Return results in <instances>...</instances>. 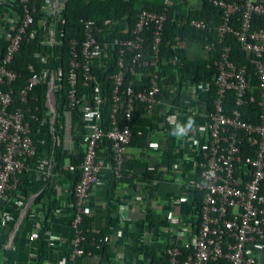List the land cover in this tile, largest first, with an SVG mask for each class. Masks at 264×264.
Segmentation results:
<instances>
[{
    "label": "built area",
    "instance_id": "obj_1",
    "mask_svg": "<svg viewBox=\"0 0 264 264\" xmlns=\"http://www.w3.org/2000/svg\"><path fill=\"white\" fill-rule=\"evenodd\" d=\"M68 1L0 0V200L9 192L24 190L22 180L33 167L42 176V190H47L49 180L58 177V174L54 169L55 159L49 155L44 139L50 132L56 142L55 123L59 121L62 123L64 149L73 150V113L78 109L81 115L77 136L80 147L84 149V158L80 164V179L71 181L75 201L69 205L72 211L70 258L75 261L93 253L86 254L82 247L89 232L82 225L84 216L89 214L91 192L101 185L104 170L111 169L115 180L122 176V167L133 137L136 103L144 105V116L149 120L156 117L160 108L165 107L160 69L162 64L176 61V57L162 52L165 25L169 19L166 11L158 13L143 10L138 14L134 26H129L126 19L107 20L103 25L86 20L83 22L82 34L66 44L71 61L66 76L67 84L64 83V12ZM209 2L223 11L221 24L214 28L219 44L224 42L229 33H233L242 51L253 57L251 62L259 81L260 120L254 124L242 119L240 108L246 103V92L249 90L247 67L237 66L232 61L229 47H223L219 59L214 61L217 90L212 110L207 108L209 85L186 80L182 85L178 83L169 87L173 97L181 93L183 112L189 117L201 116L205 127L194 156L197 169L191 177H175L180 192L171 203L180 233L189 236L185 240L174 236L171 242L165 241L159 257L161 260L156 264H264V26L253 28L255 16L264 19V0ZM164 4L180 7L177 40L182 30H208L205 21L188 17L190 8L184 0H164ZM235 14L240 15L237 30L231 26ZM147 29L152 30L153 36L148 57L144 39ZM118 33L127 37L118 36ZM33 41H37L41 49L34 53V57L41 61V71L38 72L30 64L31 77L19 96L22 103H26L30 93L42 86L45 108L43 120L49 122L50 126L49 131L44 126L45 129L36 135H33L31 124L26 120L30 109L14 106V83L19 75L11 69L23 42ZM202 49L206 55H210L216 49V44L206 43ZM126 58L130 61L127 72ZM113 64L118 69L109 74L107 79L113 81V127L107 131L103 126V106L108 95L101 87L100 77ZM151 67L154 70L150 72L144 87L136 89L133 81L126 85V73L138 76L140 70ZM81 78L83 83L80 91ZM65 90L66 99L63 96ZM228 92H234L236 97V108L230 113L225 110ZM199 95L205 105L203 113L198 112L196 105ZM121 110L124 114L122 124L117 119ZM146 127L150 128L149 125ZM152 133L153 130H150V135ZM138 134L142 135V132L138 131ZM105 140L111 146V155L108 153V156L104 154L108 152L103 146ZM245 143L248 144V150L243 149ZM148 147L157 149L159 144L149 141ZM44 153L49 159L41 162ZM109 157H112L113 164ZM64 168L75 170L69 163ZM197 192L202 193L199 208L195 198ZM144 198V194L135 197L138 209L132 225L137 230L141 229L142 215H149V209L142 205ZM186 201L193 206L192 213L184 211L182 204ZM31 218L34 229L26 233V239L37 245L44 225L34 216ZM120 223L122 228L123 224ZM19 227L20 222L1 242L8 264H22L13 255ZM90 230L94 235L100 234L93 227ZM45 234L53 241L49 230ZM110 239V235L100 238L97 249L100 250L101 244H107ZM33 261L34 258H31L25 263L31 264Z\"/></svg>",
    "mask_w": 264,
    "mask_h": 264
},
{
    "label": "crops",
    "instance_id": "obj_2",
    "mask_svg": "<svg viewBox=\"0 0 264 264\" xmlns=\"http://www.w3.org/2000/svg\"><path fill=\"white\" fill-rule=\"evenodd\" d=\"M187 4L190 9H196L202 6V1L188 0ZM186 48L192 59H205V52L199 43L191 41ZM196 100L198 112L203 113L205 105L201 96H197ZM165 103V107L157 111V125L149 137V141L158 143L159 148L146 145L145 148L130 146L127 150V157L144 164L136 167L132 175H144L145 165L151 175L147 173L148 178H139L136 186H132L112 179V170L106 169L101 174V185L91 192L88 203L91 227L106 231L111 236L104 251L96 250L91 256L71 260L72 211L69 205L72 182L66 174H61L52 177L44 191L42 176L33 167L22 180L24 190L9 192L0 200V264H8V257L1 249L2 239L10 235L19 222L14 258L22 263L35 259L39 245L26 239V233L34 229L33 221L29 219L32 216L41 220L43 225L47 220L48 230L52 233L53 241L46 234L43 238L47 252L44 264H153L160 257L165 241L171 242L174 236L180 240L187 239L189 235L186 237L178 229L177 215L172 212L171 203L180 192L175 177H191L197 169L194 156L205 122L199 115L189 117L183 112L178 93ZM190 122L192 127L187 128ZM177 125L186 128V133L180 134ZM42 157L41 162L49 159L47 153ZM139 194L145 195L142 205L149 209V215H142L143 223L137 230L132 223L138 209L135 197ZM182 207L189 213L194 211L188 201Z\"/></svg>",
    "mask_w": 264,
    "mask_h": 264
},
{
    "label": "trees",
    "instance_id": "obj_3",
    "mask_svg": "<svg viewBox=\"0 0 264 264\" xmlns=\"http://www.w3.org/2000/svg\"><path fill=\"white\" fill-rule=\"evenodd\" d=\"M186 3L188 0H184ZM202 6L196 9H190L188 17L195 18L198 20H203L208 26V30L200 31L196 29H189L188 31L182 30L179 35V39H176V31L178 25V19L180 17V7H168L164 4V0H69L66 3L65 8V46L66 49L63 53V68L65 80L64 83L67 84V71L69 70L71 57L68 54V46L66 45L70 39L77 37L82 34L83 22L86 20H93L103 25L105 21H122L126 19L129 26H134L138 19V14L143 10L151 12H164L166 11L169 19L165 25V31L163 36V54L176 57V61L169 62V64H162L160 69L161 76V89L163 91L165 100L173 99V95L169 92V87L175 86L178 83L184 84L186 80H190L194 83H201L209 85V91L207 96V108L208 110L213 109V103L216 99V84H215V75L217 73V68L214 65V61L218 60L221 55V50L223 47H229L230 57L232 61L237 66H246L247 73L246 79L249 84V90L246 92V103L240 108L242 112V119L249 123H258L260 120L261 109L259 106V90L258 85L259 81L256 76L254 65L251 60L253 57H249L245 52L242 51L240 44L238 43L235 35L229 33L224 42L219 44L217 33L214 31V28L219 26L222 22L223 11L215 7L209 0H201ZM239 14H235L232 20V28L234 30L239 29ZM263 18L255 16L253 19V28H260L264 26ZM211 30V31H210ZM118 36L127 37L125 34L118 33ZM152 30L147 29L144 33L145 47L147 57L152 47ZM194 41L201 45V47L206 43H215L216 49L210 53V55L205 54V59H192L186 48L189 42ZM38 50H41L38 46L37 41L30 43L23 42L22 47L19 53L16 55L11 69L18 73V78L14 83V106L22 107L24 109H30L26 115V120L30 122L33 135H36L40 132L41 129L47 128L49 131V122H44L45 108L44 100L41 95L42 86H38L32 91L28 97L26 103H22L19 92L28 84V80L31 77L29 71L30 64H33L37 71H41V61L34 57V53ZM115 57V54H113ZM116 62V57L114 58ZM130 66V61L128 58L125 59V70L127 72ZM118 67L113 64L107 73L101 75V87L108 95L106 102L103 106V126L105 130H110L113 127L112 119V101L111 95L113 91V81L107 80L108 75L116 72ZM154 68H146L139 71L138 76H130L129 73H126V85L133 81L135 83V88L140 89L144 87V83L148 79V76ZM140 79V80H139ZM82 78L79 81V90H82ZM199 93L201 90H198ZM67 91H63V96L66 99ZM179 96L181 93L178 92ZM253 98V100H252ZM64 99V100H65ZM236 108V97L234 92H228L225 98V110L227 113H230L233 109ZM145 109L142 103H136L135 111L133 113V137L130 144L131 147L145 148L149 143L150 130H152L157 125V117L149 120L144 116ZM80 111L77 109L73 113V150L67 151L64 149V139H63V129L62 123L57 121L55 123V135L57 136L56 142L54 141L53 135L48 132V137L44 140L47 147L49 148V155H53L55 159L54 169L58 175L66 174L68 178L77 182L81 177L80 164L84 158V149L80 147L79 137L77 136L79 128L77 124L80 120ZM123 110L118 113L117 119L120 124L123 123ZM35 117V118H33ZM149 125V129L146 127ZM45 126V127H44ZM138 131L142 132V135L138 134ZM105 151L104 154L108 153L111 155L110 143L105 140L103 144ZM129 146V147H130ZM248 144H244L243 149L248 150ZM249 152H252L251 150ZM111 163L113 164L112 157H109ZM69 163L75 167L74 171H69L65 169V165ZM144 166L142 162L134 161L129 157H125V161L122 167V176L118 179L119 182H127L132 186H136V182L139 181V178H148L151 175V171L146 168V172L143 174H134L132 172L136 167ZM112 179H115V176H112ZM195 198L197 201V208L200 207L202 200V193H196ZM75 201V197L72 191L71 203ZM47 220L44 223V228H42L40 235L41 239L37 243L38 252L31 264H44L46 250L45 242L43 240L46 230H48ZM46 224V225H45ZM82 227L85 230H89L86 233V240L83 243V249L85 253L94 252L97 249L96 245L99 242V239L107 235L106 231H100L99 235H94L91 233V219L88 215L84 216V221ZM3 241L6 240V237H3ZM100 251L105 250L106 244H101ZM161 258H158L154 261L153 264L159 262ZM27 264V263H22Z\"/></svg>",
    "mask_w": 264,
    "mask_h": 264
},
{
    "label": "clouds",
    "instance_id": "obj_4",
    "mask_svg": "<svg viewBox=\"0 0 264 264\" xmlns=\"http://www.w3.org/2000/svg\"><path fill=\"white\" fill-rule=\"evenodd\" d=\"M191 127H192V122H190V123L188 124L187 128H191ZM177 128H179V132H180V134H185L186 131H187L186 128L181 127L180 125H177Z\"/></svg>",
    "mask_w": 264,
    "mask_h": 264
}]
</instances>
